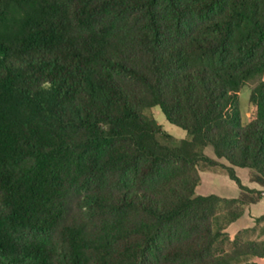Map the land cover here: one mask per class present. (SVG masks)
Instances as JSON below:
<instances>
[{
    "label": "trees",
    "instance_id": "16d2710c",
    "mask_svg": "<svg viewBox=\"0 0 264 264\" xmlns=\"http://www.w3.org/2000/svg\"><path fill=\"white\" fill-rule=\"evenodd\" d=\"M263 76L264 0H0V264H264Z\"/></svg>",
    "mask_w": 264,
    "mask_h": 264
},
{
    "label": "rangeland",
    "instance_id": "374dc122",
    "mask_svg": "<svg viewBox=\"0 0 264 264\" xmlns=\"http://www.w3.org/2000/svg\"><path fill=\"white\" fill-rule=\"evenodd\" d=\"M256 79H260V76L255 77V81H251L250 83H248V85L244 87L239 94L238 104L242 126H244L247 121V115L249 113V97L252 89L257 84ZM261 79L264 80V76ZM144 114L147 117L154 119L156 123L161 126L162 130L173 138L169 145H176L179 141L189 138V135L186 131L174 125H171L166 120L165 116L162 114L158 107L146 110ZM203 153L208 157L215 158L211 147H207L206 149H204ZM221 162L224 165L229 166L226 161L221 160ZM234 172L241 185L249 190L257 188L255 185L249 183L248 181L249 170L234 168ZM199 175L201 183L196 188L195 195H217L224 198H235L238 196L239 189L230 180L225 169L200 167ZM262 215H264V198L256 205L247 206L242 217L228 228L227 233L230 236H234L238 231L254 226L255 219L259 218ZM251 238H256V234ZM258 262L264 263L263 260H259Z\"/></svg>",
    "mask_w": 264,
    "mask_h": 264
},
{
    "label": "crops",
    "instance_id": "0c3cea01",
    "mask_svg": "<svg viewBox=\"0 0 264 264\" xmlns=\"http://www.w3.org/2000/svg\"><path fill=\"white\" fill-rule=\"evenodd\" d=\"M253 185H255V184H253ZM255 186H256V185H255ZM256 187H257V186H256ZM256 189H258V187H257ZM238 195H239V194H238ZM237 197H238V196H237ZM235 198H236V197H235ZM263 198H264V195H263ZM263 198H262V199H263Z\"/></svg>",
    "mask_w": 264,
    "mask_h": 264
}]
</instances>
